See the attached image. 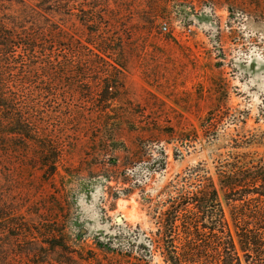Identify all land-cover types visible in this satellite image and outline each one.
<instances>
[{
    "label": "rangeland",
    "instance_id": "374dc122",
    "mask_svg": "<svg viewBox=\"0 0 264 264\" xmlns=\"http://www.w3.org/2000/svg\"><path fill=\"white\" fill-rule=\"evenodd\" d=\"M182 8L204 15L184 17ZM103 9L106 15L99 20L105 24L92 29L122 38L127 59L123 115L132 125L151 130L142 149L134 146L137 134H121L141 188L114 198L131 184H123L122 169L109 164V151L89 144L97 135L88 125L95 116L66 82L87 52L65 42L52 51L24 52L15 58L17 72L8 75L18 95L13 107L31 117L43 137L73 143L67 144L63 162L49 180L43 177L45 168L30 165L38 153L34 147L0 150V264H142L136 254L125 259L102 254L96 240L125 225L138 224L153 235L156 225L145 199L155 208L166 200L162 190L185 169L198 162L211 167L237 135L264 130V0H107ZM83 16L59 23L84 37L86 30L77 20ZM43 62L51 78L35 73L26 79L29 66ZM96 70L88 68L85 77ZM55 77L65 80L54 82ZM218 102L220 112L212 115L214 127L205 137L199 119ZM169 128L189 140L169 139ZM159 146L166 148V168L155 173L140 169L139 161L157 156ZM125 155H117L120 165ZM65 168L73 175L67 176ZM117 216H122L120 222ZM51 231L58 235L47 236ZM62 231L66 248L60 246ZM153 263L163 264L158 253Z\"/></svg>",
    "mask_w": 264,
    "mask_h": 264
},
{
    "label": "trees",
    "instance_id": "16d2710c",
    "mask_svg": "<svg viewBox=\"0 0 264 264\" xmlns=\"http://www.w3.org/2000/svg\"><path fill=\"white\" fill-rule=\"evenodd\" d=\"M106 1L0 0V150L26 152L34 147L38 153L30 165L45 168V180L56 174L67 144L73 142L51 141L38 133L33 119L13 107V100L18 99V95L14 91L15 82L8 75L17 72L15 58L24 52L52 51L62 47L61 42L72 48L78 47L87 52V59L85 64L72 67L73 78L66 82L78 100L92 108L95 116L96 120L88 125L97 135L88 143L101 147L104 152L109 151V164L122 169L123 184H131L114 195L118 198L129 196L134 188H141L136 180L135 166L129 161L132 156L127 155L129 149L121 138L122 131L137 134L134 146L142 149L148 146L146 139L150 138L151 130L132 125L123 115L125 102L121 97L127 59L122 38L101 36L99 29H92L94 24H105L99 19L106 15L103 9ZM191 11L182 8L180 14L184 17L186 13L196 17L204 15L194 9ZM78 13L84 15L77 19L86 30L84 37L68 32L59 23L63 18L77 17ZM232 15L229 13V17ZM91 67L97 70L94 75L85 77ZM49 69L46 62L31 64L26 79L35 73L51 78ZM52 80L58 82L65 78ZM41 91L47 89L41 88ZM220 106V102L215 103L199 119L198 127L205 137L214 127L212 115ZM165 132L169 139L181 143L189 140L182 132L176 134L170 128ZM193 134L197 138L195 131ZM156 150L157 156L139 161L140 169L155 173L166 168V148L159 146ZM120 153L126 154L122 165L117 161ZM173 156L177 158L176 151ZM64 172L67 176L73 175L68 168ZM105 178L110 181L112 177ZM131 180L136 181L132 183ZM162 193L167 194L166 200L158 202L155 208L150 205V199H145L149 216L156 225L153 235L146 234L138 224L125 225L116 233L98 238L97 249L104 255L124 259L136 254L142 264H155V253L163 264H264V130L256 128L237 135L224 154L216 155L211 167L205 162L196 163L170 181ZM55 232L51 231L47 236L54 238L58 235ZM60 236L59 241L63 238L60 246L66 248L64 231Z\"/></svg>",
    "mask_w": 264,
    "mask_h": 264
},
{
    "label": "water",
    "instance_id": "95a60500",
    "mask_svg": "<svg viewBox=\"0 0 264 264\" xmlns=\"http://www.w3.org/2000/svg\"><path fill=\"white\" fill-rule=\"evenodd\" d=\"M122 220V216H117L116 218H115V221L116 222H120Z\"/></svg>",
    "mask_w": 264,
    "mask_h": 264
}]
</instances>
